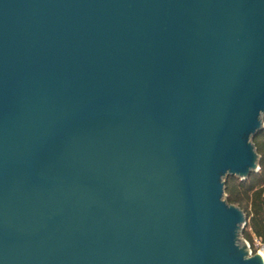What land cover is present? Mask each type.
Listing matches in <instances>:
<instances>
[{
  "label": "water",
  "instance_id": "1",
  "mask_svg": "<svg viewBox=\"0 0 264 264\" xmlns=\"http://www.w3.org/2000/svg\"><path fill=\"white\" fill-rule=\"evenodd\" d=\"M263 117L264 0H0V264H264Z\"/></svg>",
  "mask_w": 264,
  "mask_h": 264
},
{
  "label": "trees",
  "instance_id": "2",
  "mask_svg": "<svg viewBox=\"0 0 264 264\" xmlns=\"http://www.w3.org/2000/svg\"><path fill=\"white\" fill-rule=\"evenodd\" d=\"M263 127L251 138L258 156V168L245 178L227 176L224 179V198L238 207L246 217L241 236L249 242L252 253L254 239L264 241V117Z\"/></svg>",
  "mask_w": 264,
  "mask_h": 264
},
{
  "label": "rangeland",
  "instance_id": "3",
  "mask_svg": "<svg viewBox=\"0 0 264 264\" xmlns=\"http://www.w3.org/2000/svg\"><path fill=\"white\" fill-rule=\"evenodd\" d=\"M236 237L241 238L242 241H243V243L245 244L246 249H247V254H246V256H250V255H252L253 253H252V249H251V247H250V245H249V242H248L247 240H245V239L241 236V233H239V231H238ZM256 252H257V250L254 251V253H256ZM257 253H259V252H257ZM261 256H262V255H261Z\"/></svg>",
  "mask_w": 264,
  "mask_h": 264
},
{
  "label": "built area",
  "instance_id": "4",
  "mask_svg": "<svg viewBox=\"0 0 264 264\" xmlns=\"http://www.w3.org/2000/svg\"><path fill=\"white\" fill-rule=\"evenodd\" d=\"M254 246L256 247L257 252L264 255V241H259L258 239H254Z\"/></svg>",
  "mask_w": 264,
  "mask_h": 264
},
{
  "label": "bare ground",
  "instance_id": "5",
  "mask_svg": "<svg viewBox=\"0 0 264 264\" xmlns=\"http://www.w3.org/2000/svg\"><path fill=\"white\" fill-rule=\"evenodd\" d=\"M260 256L262 255L261 253H258Z\"/></svg>",
  "mask_w": 264,
  "mask_h": 264
}]
</instances>
